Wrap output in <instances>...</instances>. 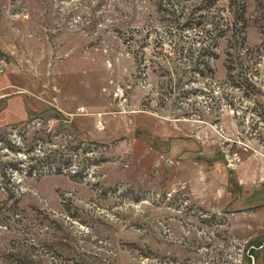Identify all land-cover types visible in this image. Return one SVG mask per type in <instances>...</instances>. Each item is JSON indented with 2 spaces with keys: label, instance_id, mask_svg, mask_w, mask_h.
<instances>
[{
  "label": "rangeland",
  "instance_id": "obj_1",
  "mask_svg": "<svg viewBox=\"0 0 264 264\" xmlns=\"http://www.w3.org/2000/svg\"><path fill=\"white\" fill-rule=\"evenodd\" d=\"M245 1L0 0V264H264Z\"/></svg>",
  "mask_w": 264,
  "mask_h": 264
},
{
  "label": "trees",
  "instance_id": "obj_2",
  "mask_svg": "<svg viewBox=\"0 0 264 264\" xmlns=\"http://www.w3.org/2000/svg\"><path fill=\"white\" fill-rule=\"evenodd\" d=\"M215 1V0H214ZM229 3L230 5L233 7L236 8L237 10V16H236V13H234V17H233V21H229V22H223L221 23V30L224 31L225 29L226 30H233L231 29L230 26H235V24L237 23V21H242V24H241V32H242V36H241V39L243 42L246 41L247 37H246V30H247V27H248V20L246 18V1L245 0H229ZM236 30V29H235ZM214 53V51H213ZM212 53V54H213ZM235 69V67L233 66L231 68V72Z\"/></svg>",
  "mask_w": 264,
  "mask_h": 264
},
{
  "label": "built area",
  "instance_id": "obj_3",
  "mask_svg": "<svg viewBox=\"0 0 264 264\" xmlns=\"http://www.w3.org/2000/svg\"><path fill=\"white\" fill-rule=\"evenodd\" d=\"M113 96L115 99H118L120 101H126L127 100V95H126L125 89L121 85H117L116 87H114ZM231 111L233 113L235 112L234 109H232Z\"/></svg>",
  "mask_w": 264,
  "mask_h": 264
}]
</instances>
